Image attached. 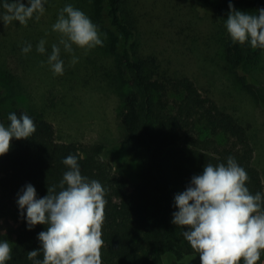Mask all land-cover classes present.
Listing matches in <instances>:
<instances>
[{
    "label": "trees",
    "instance_id": "trees-1",
    "mask_svg": "<svg viewBox=\"0 0 264 264\" xmlns=\"http://www.w3.org/2000/svg\"><path fill=\"white\" fill-rule=\"evenodd\" d=\"M196 2L216 16L225 67L235 72L236 81L256 102L264 103V90L251 80L252 66L263 50L233 44L224 27L229 3L254 14L264 7V0ZM90 16L105 36L100 47L114 58V82L121 88L120 141L141 163L138 179L129 184L113 171L102 159L103 143L60 142L52 124L41 116L15 105L3 108L5 89L0 81V123H9L8 114L15 112L26 113L36 125L30 138H13L9 151L0 156V215L17 223L7 264H33L27 253L40 247L37 235L46 230L39 224L28 230L17 193L31 183L38 197L45 196L48 185L58 183L67 170L62 160L70 154L78 156L82 175L106 189L102 264H201L183 238V229L171 223L174 195L184 191L206 164H226L229 156L246 170L250 192H264L262 176L253 164L250 124L203 95L188 76L168 72L155 55L141 52L135 19L124 0H90ZM37 259H43L42 252ZM257 264H264V252Z\"/></svg>",
    "mask_w": 264,
    "mask_h": 264
},
{
    "label": "rangeland",
    "instance_id": "rangeland-1",
    "mask_svg": "<svg viewBox=\"0 0 264 264\" xmlns=\"http://www.w3.org/2000/svg\"><path fill=\"white\" fill-rule=\"evenodd\" d=\"M27 0H25V3ZM66 4L82 10L90 19V0H48L45 12L21 25L0 22V81L5 94L3 108L14 105L49 121L60 142L103 143L102 159L129 184L136 182L140 161L121 144L116 68L111 54L100 46L91 50L73 46V53L61 51L64 74L53 75L46 60L59 36L52 31L59 10ZM135 19L137 48L153 54L163 69L191 78L200 92L214 99L242 122L249 123L254 149L253 164L264 183V103H258L225 67L220 28L211 9L196 0H124ZM100 33V32H99ZM101 40L105 39L100 34ZM47 40L46 54L36 45ZM32 44L28 54L21 52ZM72 55L79 58L74 66ZM251 80L264 90V50L255 61ZM130 186V185H129ZM129 186L127 189H129ZM17 223L0 215V237L12 244Z\"/></svg>",
    "mask_w": 264,
    "mask_h": 264
},
{
    "label": "clouds",
    "instance_id": "clouds-1",
    "mask_svg": "<svg viewBox=\"0 0 264 264\" xmlns=\"http://www.w3.org/2000/svg\"><path fill=\"white\" fill-rule=\"evenodd\" d=\"M48 0H0V22L13 21L27 25L39 20ZM224 27L233 44L249 45L264 50V7L249 13L236 10L229 3ZM57 42L51 45L46 63L53 75L64 74L63 49L73 53L75 45L91 50L102 46L97 25L80 9L66 4L59 10L52 25ZM47 40L36 45L39 54H46ZM32 44L21 52L28 54ZM79 58L72 55L71 65ZM9 123H0V156L10 149V141L27 139L36 131L33 119L26 113L10 112ZM66 171L58 183L48 185L47 194L38 197L28 183L17 193L16 203L28 230L45 225L37 235L38 249L27 253L33 264H102V224L107 203L106 189L82 175L77 155L62 160ZM246 170L234 157L227 163L206 164L202 173L193 175L182 192L174 195L171 223L183 229L182 236L198 253L201 264H257L264 252V192L252 194L246 186ZM6 235L0 233V237ZM43 259H37L40 253ZM12 247L0 238V264L12 259Z\"/></svg>",
    "mask_w": 264,
    "mask_h": 264
}]
</instances>
